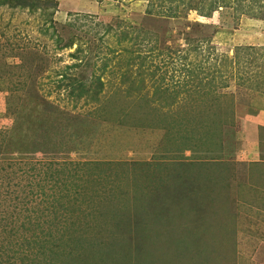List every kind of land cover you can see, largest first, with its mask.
<instances>
[{"label": "rangeland", "instance_id": "1", "mask_svg": "<svg viewBox=\"0 0 264 264\" xmlns=\"http://www.w3.org/2000/svg\"><path fill=\"white\" fill-rule=\"evenodd\" d=\"M9 1L0 255L39 259L51 174L82 248L43 264H264V0Z\"/></svg>", "mask_w": 264, "mask_h": 264}, {"label": "trees", "instance_id": "2", "mask_svg": "<svg viewBox=\"0 0 264 264\" xmlns=\"http://www.w3.org/2000/svg\"><path fill=\"white\" fill-rule=\"evenodd\" d=\"M1 3V2H0ZM9 3L12 5V6H14V7H16V6H23V7H25L26 5H27V7H29V9L31 10V11H36L37 10V8L39 7V6H41L40 4L42 3V0H30V1H27L26 3H25V0H10L9 1ZM72 44H73V42H72ZM75 80V79H74ZM71 86L70 87H72L73 88V92H71L70 93V96L71 97H76V98H79V97H81L82 95H83V93L86 91V88H85V86H83L84 84H77V81H71ZM81 86H82V88H81ZM200 87H201V85H200ZM76 89H79V92H78V94H75L74 93V91H76ZM87 93H88V95L90 94V92L89 91H87ZM88 95H86V96H88ZM97 95V92H96V94H95V96ZM85 166L87 165V164H84ZM48 178H50L51 179V181H47V183H51V189H53V193H51L50 194V196H52L53 198H54V203L56 204L55 205V207H56V209L57 210H55L54 211V213H55V215H56V217L54 218V220H52V221H49V220H47V221H44V225H46L47 224V226H52L51 228H55V230H52L51 228H48L47 230H45L44 232H42L43 233V238L42 237H40V238H42L43 240L42 241H38V240H36V239H34L33 241H31V242H28L27 241V239L25 238V243H27V245H31V247L33 246H35V245H39L42 249H43V247H46V249H49L51 252H53L54 254L56 253L55 252V249L56 248H59L60 247V245H61V243L63 244V246H66V245H68V246H70L71 247V249H73V248H75L76 246H80V248H82L81 247V242L79 241L80 240V238L82 237V236H78L77 234H76V231L78 230V228L79 227H77L76 226V223L75 222H68V221H64V220H62V218H60L59 217V212H60V210H64L65 208H67L69 205H67L65 202H63L62 201V198H65V197H67V199H68V201L71 203L72 201L70 200V195L68 194V193H64L65 194V197L64 196H60V195H58L57 197H56V194L54 193L55 192V189L57 188V189H59V190H61V191H66L67 190V187H65L66 186V184L64 185V184H60L61 182H58L56 179V177L55 176H51V174H47V175H45L44 176V180H47ZM42 183L43 182H38V183H33V182H29L28 184H29V186L28 187H31V186H33L34 188L36 187V186H38V187H40V188H42L41 189V193L43 194V195H45V192H44V187L42 186ZM30 189H32V188H30ZM34 193V192H33ZM41 194V195H42ZM62 195V194H61ZM64 200V199H63ZM62 201V203H60ZM60 207V208H59ZM10 213V212H9ZM4 215V212H2V211H0V222H1V224L0 225H2V227H6L9 223H3L2 221V219H3V216ZM12 214L10 213L9 214V216H11ZM64 216V215H63ZM17 220V219H16ZM55 220H61V221H63V222H58V224H63L61 227H59V225L57 224V222H56V224H55ZM13 222H15L14 220H12ZM43 224H42V222L41 223H39L36 227L37 228H40L41 226H42ZM14 227H16L13 231H14V234H15V236H19V235H21V236H24L23 235V231L24 232H27V230L28 231H30V229H31V227H33V225L31 224V225H26V224H24L23 222L21 223V226H14ZM22 229H24V230H22ZM3 230H5L4 228H2V231ZM12 234V233H11ZM72 235V236H71ZM73 237V236H77V239H78V242H74L75 241V239L76 238H70V241L71 242H69L67 239L69 238V237ZM186 236V235H185ZM188 236V235H187ZM57 238H59L61 241V243H59V242H57ZM17 245V244H16ZM20 244H18L17 246H19ZM117 245L118 244H115V247H117ZM186 246V245H185ZM4 249L5 248H3V251H4ZM18 249V250H17ZM36 249H38V247H36ZM42 249H40L39 248V251H37V252H35V254H39V255H43L44 254V252H43V250ZM186 251H188V252H193V250H191L188 246H186ZM45 250V249H44ZM19 252V248H14V250L12 251V252H9L10 254H7L8 256H6V255H0V258H2V259H0V264H17V263H15V261H13V262H11L12 260H14V259H16V257H17V253ZM66 252V250H63L62 252H61V255L63 254V253H65ZM34 254V253H33ZM69 254H70V252H69ZM39 255H37V257L39 258L37 261H35L34 262V264H43L42 262H41V259H40V257H39ZM60 258V256H58V259ZM66 258H68V256L66 255ZM52 259H54L55 260V258H52ZM64 261H66V259L64 258ZM23 262H26V264H33V261H32V259L30 258V257H28V256H26L25 258H23V260H22V263H20V264H23ZM47 264H49L48 262H47Z\"/></svg>", "mask_w": 264, "mask_h": 264}]
</instances>
